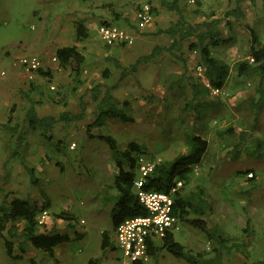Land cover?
<instances>
[{
	"label": "rangeland",
	"instance_id": "1",
	"mask_svg": "<svg viewBox=\"0 0 264 264\" xmlns=\"http://www.w3.org/2000/svg\"><path fill=\"white\" fill-rule=\"evenodd\" d=\"M84 2L93 8V14L104 13L97 17V29L104 22L127 28L132 31L134 42L126 47H111L101 40L98 30H91L88 38L95 40L78 43L87 57L80 67L84 83L69 100L70 109L78 111L80 99H84L86 120L30 127L27 120L18 116L8 125L3 132L5 137L0 138V205L16 194L39 205L48 201L49 209L44 218L40 215L43 224L38 227L45 233L51 228L67 229L66 221L55 217L61 210L73 216L74 229L69 232L72 238L73 230L83 236L55 248L58 264H88L91 258L96 264H121L116 249L104 254L101 250L104 231L114 239L110 212L117 196L114 186L117 168L108 143L97 136H111L120 150L130 142L137 143L143 146V156L156 164L187 153L189 137L200 136L207 141L208 148L197 165V173L187 179L182 193L197 186L204 189L208 208L202 219L230 238L223 250V264H264V154L254 153L257 141L264 143V103L255 106L258 89L264 90V75L239 76L235 66L236 62L250 58L248 26L256 31L262 44L264 0H241L245 18L238 20L225 14L236 7L235 0H180L182 15L190 24L220 20L223 42L211 46V52L230 66L221 93L204 92L199 86L200 93L193 99L190 83H202L196 69L200 63L198 53L190 51L185 42L176 51L181 59L163 53L154 61L139 65L135 73L111 89L113 97L130 102L125 112L133 116L134 122L108 119L103 126L91 128V133L86 130L96 108L91 88L101 84L104 91L117 82L120 73L112 62L99 60L98 54H111L123 66H129L155 45L170 44L169 36L155 32L173 24L178 14L163 6L161 0H0V71L7 69L6 51L36 53L48 48L51 40L62 35H56V25H63L69 13L80 19L73 10L81 9ZM144 6L150 8L153 22L138 29L137 15ZM67 38L73 40V33ZM104 68L110 71L107 78L102 76ZM61 71L58 83H53L55 90L49 88L51 82L47 81L44 91L27 92L37 101L35 104L41 106L50 101L59 86L67 85L74 77L70 66L63 68L57 63L55 72ZM0 115L3 117L1 110ZM22 166L40 168L35 169L36 184L30 182ZM173 235L188 255L200 253L208 257L218 248L214 241L184 221H180ZM4 238L12 240L14 251L18 252L16 240L4 231L0 235V264H31L29 259L9 257ZM33 258L37 264L55 263L40 251ZM149 264L190 263L162 249Z\"/></svg>",
	"mask_w": 264,
	"mask_h": 264
},
{
	"label": "trees",
	"instance_id": "2",
	"mask_svg": "<svg viewBox=\"0 0 264 264\" xmlns=\"http://www.w3.org/2000/svg\"><path fill=\"white\" fill-rule=\"evenodd\" d=\"M180 0H161V4L168 10L175 11L178 14V19L167 28H158L156 34H164L171 38L168 46L155 45L147 54L140 55L129 66H123L118 59L107 54L104 59L112 62L116 69L120 70L117 82L110 87H106L101 91V84H96L91 88V98L96 102V108L93 113V121L86 126L87 132L93 127H100L104 125L108 118L117 119L122 123L134 122L133 116L127 114L131 106L128 100L119 101L110 93L111 89L115 88L121 81L129 75L135 73L139 65L154 61L163 53H169L179 59L176 51L180 50L185 42H188V49L195 51L199 56V63L204 67V76L213 88L221 89L225 86L230 73V66L223 60L212 56L211 46H218L223 42L221 31L219 29L220 20L212 19L208 21L196 22L190 24L184 19L182 10L179 6ZM236 7L228 10L225 14L227 17L234 19H244L245 12L240 6L241 0H235ZM108 24V23H103ZM75 36L78 40L87 37V28L81 22H75ZM250 32V52L249 57L252 60L236 62V70L239 76H248L253 73L264 75V45L261 44L258 34L252 28ZM192 39L191 41H189ZM56 57L59 64L63 68L71 67L74 77L65 86H59V91L56 95L60 96L59 103L65 105L67 98L74 92L79 90L84 81L80 78V67L84 61V57L78 51L76 46H63L56 52ZM38 74L49 76L48 70L40 68L37 70ZM109 69L105 68L102 76L107 78L109 76ZM199 86H202L204 92L208 91L202 83H190L193 99H196L200 93ZM259 99L255 106H260L264 103V90L258 89ZM189 107L187 106V109ZM86 104L83 98L79 102V110L76 113L63 111L58 118L53 116L39 117L33 105H31L26 112V120L32 127L35 125H52L56 122H78L84 119L86 115ZM100 139L106 141L111 151L112 159L117 168V174L114 177V186L117 190L115 202L111 208V226L114 232L115 227L119 222L127 217L136 215H143L146 213L144 207L138 201L133 189V181L136 178L135 156L143 154V146L130 142L125 149L120 150L117 147L116 141L107 135H98ZM190 149L187 153L178 155L170 162H162L156 165L153 171L149 174L144 182L143 189L160 192H167L175 179L181 178L184 180L183 188L175 196L174 212L178 215L180 221H184L189 225L201 231L209 241H214L218 246L217 249L212 250L211 256H204V254H197L195 256L188 255L184 247L174 239L173 233H168L162 240L160 245L155 246L151 251V256L166 249L172 256L187 260L190 264H223V250L230 238L223 236L217 227H209L202 219L206 214L208 208V201L205 197L204 189L197 186L194 190L187 193H182L186 186L187 179L193 173V167L200 164L204 154L207 151L208 144L205 139L200 136H190ZM254 153L256 155L264 154V143L258 140ZM27 174L30 176V182L36 184L37 178L34 177V167L25 166ZM251 179V178H250ZM50 203L43 201L41 205L38 203H31L29 200L13 197L9 202L0 205V235L5 231L10 238L17 242V249L20 254L26 253L33 248L45 252L53 258L54 248L62 243L71 241V237L66 233H60L54 228L50 232H40L38 227L40 223V215L49 209ZM193 216V217H191ZM59 219L66 221V227L74 229L72 224L73 216L68 212L61 210L55 215ZM22 227L19 230V224ZM75 237L80 238L81 235L75 232ZM234 244V243H233ZM232 244V245H233ZM4 245L6 254L12 258H19L14 255V243L9 238H4ZM238 247V245H235ZM114 241L109 235L108 231L102 233L101 250L104 254L107 250H114ZM56 262V261H55ZM95 261L90 259L88 264H94ZM58 264V263H56Z\"/></svg>",
	"mask_w": 264,
	"mask_h": 264
},
{
	"label": "built area",
	"instance_id": "3",
	"mask_svg": "<svg viewBox=\"0 0 264 264\" xmlns=\"http://www.w3.org/2000/svg\"><path fill=\"white\" fill-rule=\"evenodd\" d=\"M193 2L194 0H187ZM153 22V15L148 6H144L137 15L135 27L143 29ZM98 33L101 40L109 46L132 45L134 36L129 29L118 27L114 24H101L98 26ZM264 45V36L262 38ZM51 60L58 62L56 56ZM253 59L249 58L252 62ZM13 66L19 67L32 80L37 70L42 68L41 58L36 54H24L18 56L12 62ZM197 73L201 77L202 84L208 90L218 95L221 89L213 88L204 76V67L201 64L196 66ZM4 74V72H1ZM55 90V85H50ZM136 178L133 181V189L138 201L144 207L146 213L127 217L117 224L114 229V246L119 253L121 264H149L151 251L155 246L160 245L168 233H174L179 229L180 219L174 212L175 196L184 186V180L175 179L167 192L145 190L144 182L154 167L158 164L143 156H135ZM197 165L193 167V173H197ZM249 176L252 174L249 173ZM46 212L41 217H45ZM42 220H40V223Z\"/></svg>",
	"mask_w": 264,
	"mask_h": 264
},
{
	"label": "crops",
	"instance_id": "4",
	"mask_svg": "<svg viewBox=\"0 0 264 264\" xmlns=\"http://www.w3.org/2000/svg\"><path fill=\"white\" fill-rule=\"evenodd\" d=\"M83 4L84 5H82L81 9H74L73 10V12H75L76 14H79L78 18H80V19H77L74 15L69 13L66 16L67 21L62 22L63 25H59V24L56 25V35H58V33H60L62 35L55 37L54 40H51V44L48 46V48L43 47L42 50H39L36 53L35 52L21 53V52H15V51H13V52L6 51L5 52L6 53L5 62L7 63V69H2L0 71V110H1V113L3 114V117H1V115H0V138L5 137V135L3 134L4 130L6 128H9L10 126H8V125H10L13 120L15 121L18 116L20 118L26 120V112H27V109L31 105L34 106L35 111L39 117L53 116L55 118H58L59 114L63 111L70 112V113L78 112L75 109L74 110L70 109V103L72 104V102L69 100V98H67L65 105L60 104L59 100L61 98L59 95H56V92L52 94V99H50V101L49 100L45 101V103L41 106H38L37 104H35L37 101H35V99H33V97L31 95L29 96L27 92L39 93V92L44 91L45 84L47 81L51 82L50 85H52L53 83H55V84L58 83V77L57 76L62 75L63 72L62 71L59 73L55 72L57 69V63H59V62L55 63L51 60V58L53 56H56V52L59 48H61L63 46H72V45L76 46L78 51L84 57V62H85V60L87 58L86 54L81 51L82 47L80 48L78 46V43L88 41V39H89L88 35H90L91 30H95V31L97 30V25H98L97 24V17L104 16V13L99 14V12H98V14H93V12H91V10L93 8H91L90 5L85 3V2ZM76 6H78V5L76 4ZM94 15H95V17H93ZM75 22H81L87 28L88 32H87L86 38H84L82 40H78L76 38L75 28H74ZM71 33H73V37H74L73 40L67 38V35H71ZM92 40H95V39H92V38L89 39V41H92ZM94 42H96V41H94ZM65 43H68V45H62ZM116 46H121V45H116ZM122 46L126 47L128 45H122ZM111 47H115V46H111ZM24 54H36V55H38L42 61V69L48 70L50 72V75L49 76H43L41 74L36 73V74H34V77L32 80H28L25 73L19 67H17V66L15 67L12 65V62L14 59H16L18 56L24 55ZM107 54L108 53H105L102 55L99 53L98 54L99 60L102 58L104 59L105 55H107ZM109 55H111V54H109ZM111 56H113V55H111ZM85 65H89V63H86ZM1 72H4V74H1ZM25 99L28 102H26ZM78 110H79V107H78ZM86 119H87V115H85L84 119H82L80 121H84ZM108 119H111V118H108ZM108 119L105 120V123ZM80 121H78V122H80ZM71 123H74V122H71ZM89 123H90V121H88V124ZM30 127H32V126H30ZM13 129L16 130L17 128L13 127ZM88 133H91V131H89ZM89 135L91 136V134H89ZM22 167H23V169H25V166H22ZM19 169L20 168H18L17 170H19ZM35 169H40V168L35 166L34 167V174H35ZM11 186L14 188L13 185H11ZM15 189H19V188L15 187ZM13 197H19L21 199L27 200L26 198L22 197L21 195L18 196V194H16V195H11V198L9 199V201ZM47 219H48V216H47ZM44 223H48V221L45 220ZM19 230H20V228H19ZM69 230H72V229H69V228H67L65 230L59 229L57 231H59L60 233L68 234L71 237V240L73 238L78 239L75 237V230H73L74 231V237L73 238H72ZM2 234H4V232ZM80 235H81V237L83 236L82 234H80ZM66 243H68V242L62 243L60 245H63ZM55 248H54V252H53V258L47 254L50 257V259L54 260V262L56 261L54 264L58 263L56 260ZM38 251L39 250H35V249L31 248L24 254H20L19 252H15V251L13 254L20 256L19 258L21 260L22 259H29L31 264H37V261L33 257H35V254ZM40 252H42V251H40ZM42 253L46 254L45 252H42ZM91 259L94 260V258H91ZM50 264H53V262H50ZM94 264H96V261Z\"/></svg>",
	"mask_w": 264,
	"mask_h": 264
}]
</instances>
